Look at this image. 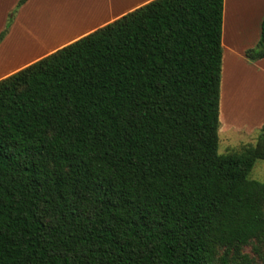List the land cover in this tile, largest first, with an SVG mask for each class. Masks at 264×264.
<instances>
[{"label": "trees", "instance_id": "16d2710c", "mask_svg": "<svg viewBox=\"0 0 264 264\" xmlns=\"http://www.w3.org/2000/svg\"><path fill=\"white\" fill-rule=\"evenodd\" d=\"M222 10L152 0L0 80V264H264V126L218 153Z\"/></svg>", "mask_w": 264, "mask_h": 264}, {"label": "crops", "instance_id": "0c3cea01", "mask_svg": "<svg viewBox=\"0 0 264 264\" xmlns=\"http://www.w3.org/2000/svg\"><path fill=\"white\" fill-rule=\"evenodd\" d=\"M18 1L0 0V32ZM150 1L27 0L18 9L7 34L0 42V80ZM32 4L36 9L41 6L37 9L38 13L31 11ZM30 12L34 13V18L25 23L23 16ZM52 16L55 19L58 16L60 19L72 18L76 21L66 26L61 35L47 38L40 36L43 29L38 22L49 20ZM263 18L264 0H223L219 135L228 131L249 133L264 126V58L250 60L245 56L246 51L255 48L259 41ZM31 27L40 28L34 35L42 41L26 47L25 50L30 53L22 58V35L30 34ZM10 52L15 54L14 57H8ZM239 101L253 105L252 111L259 107L260 118L252 119L242 127H238L235 121H224L223 113L229 117Z\"/></svg>", "mask_w": 264, "mask_h": 264}, {"label": "rangeland", "instance_id": "374dc122", "mask_svg": "<svg viewBox=\"0 0 264 264\" xmlns=\"http://www.w3.org/2000/svg\"><path fill=\"white\" fill-rule=\"evenodd\" d=\"M30 6V5H29ZM41 7V6H40ZM39 6L37 9L40 8ZM31 11L35 10V12H39L35 5H31ZM15 9V7H14ZM14 9L10 12L12 13ZM18 11V9H17ZM16 11V13H17ZM29 11V10H28ZM9 13V14H10ZM14 14V17L16 15ZM8 17V16H7ZM34 13L30 12L29 15L23 16V20L26 23L29 20H33ZM7 21V19H6ZM76 20H72V18H62L60 19L58 16L55 19L53 16L51 19L39 21V27L43 30L40 32V36H46L47 37H53L57 34L61 35L60 33L65 31V27L69 26L71 24H74ZM13 22V21H12ZM40 28L38 27H31V33L22 35V58L28 55L30 52H28L26 47L41 42V38L37 35H34L35 32H39ZM25 46V47H24ZM14 51H17V49H13ZM10 55V56H9ZM14 53L11 54V52L8 54V57H14ZM242 95V94H241ZM225 93L223 94V101L226 100ZM240 96V94H239ZM225 97V98H224ZM253 105H251L248 102H242L239 101V103H236V108H234V111L232 114L228 117V114L223 113V120L228 122L229 120L235 121V123L238 125V127L246 126V123L252 119H259L260 113L259 107L254 108L255 110L252 111ZM253 113V114H252ZM252 122V121H251ZM258 140V130H254L252 132H243V131H228L225 134L219 135V145H218V153L219 154H227L232 152H240L245 147H254L257 144ZM249 178L252 180H256L258 182L264 183V160H258L255 162L250 174ZM260 244L256 241L252 242L248 246L244 247L242 249V253H249L251 256H254V252H260L261 248L259 246Z\"/></svg>", "mask_w": 264, "mask_h": 264}]
</instances>
